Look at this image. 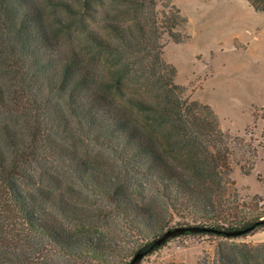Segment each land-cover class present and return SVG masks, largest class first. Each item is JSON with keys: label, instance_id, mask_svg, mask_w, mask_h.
I'll use <instances>...</instances> for the list:
<instances>
[{"label": "trees", "instance_id": "trees-1", "mask_svg": "<svg viewBox=\"0 0 264 264\" xmlns=\"http://www.w3.org/2000/svg\"><path fill=\"white\" fill-rule=\"evenodd\" d=\"M182 21L171 1L0 0V264H141L182 235L228 240L196 264H264L236 241L263 200L163 57Z\"/></svg>", "mask_w": 264, "mask_h": 264}, {"label": "rangeland", "instance_id": "rangeland-1", "mask_svg": "<svg viewBox=\"0 0 264 264\" xmlns=\"http://www.w3.org/2000/svg\"><path fill=\"white\" fill-rule=\"evenodd\" d=\"M158 1H171L183 18L176 28L182 41L165 37L163 57L176 67V82L184 86L185 95L216 113L220 127L233 139L235 187L246 202L255 196L263 200L259 206L264 211V12L248 0ZM5 238L9 240V232ZM227 241L211 235L174 237L141 264H196L205 255L214 258L219 243ZM236 241L262 245L264 229Z\"/></svg>", "mask_w": 264, "mask_h": 264}, {"label": "water", "instance_id": "water-1", "mask_svg": "<svg viewBox=\"0 0 264 264\" xmlns=\"http://www.w3.org/2000/svg\"><path fill=\"white\" fill-rule=\"evenodd\" d=\"M245 231H247V230H243V231H240V232H245ZM177 232H179V231H173V230H169V231H167L166 234H165L160 240H158V243L163 242L165 239H167L168 237H170V236L176 234ZM240 232H235V233H233V234H238V233H240ZM229 234H230V233H229ZM141 257H142L141 254L136 255L135 258H134L133 264H134L136 261H138Z\"/></svg>", "mask_w": 264, "mask_h": 264}]
</instances>
